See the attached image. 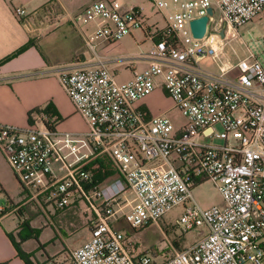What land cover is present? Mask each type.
I'll return each instance as SVG.
<instances>
[{
  "label": "built area",
  "instance_id": "built-area-1",
  "mask_svg": "<svg viewBox=\"0 0 264 264\" xmlns=\"http://www.w3.org/2000/svg\"><path fill=\"white\" fill-rule=\"evenodd\" d=\"M153 4L163 28L151 26L140 9L121 10L107 0L51 22H93L96 35L108 43L136 29L156 39L148 66L127 80H117L100 60L96 67L60 75L86 120V132L60 131L55 117L42 110L25 126L0 124V152L28 201L46 200L58 209L84 202L95 214L89 237L71 250L69 260L44 264H264V62L252 52L235 63L222 62L219 43L264 14V0ZM209 7L214 13L207 31L194 37L190 20ZM13 11L18 19L26 16L22 6ZM156 88L182 115L179 127L167 113L149 115L136 104ZM214 138L222 142L213 143ZM99 153L109 155L117 172L111 181L96 184L85 166ZM205 178L215 182L220 205L204 208L195 201L191 188ZM126 192L133 194V204L118 214L122 207L114 209L112 202ZM177 206L175 224L199 236L159 262L134 253L129 237L113 225L119 218L133 229L157 223ZM8 210L0 200V217Z\"/></svg>",
  "mask_w": 264,
  "mask_h": 264
},
{
  "label": "crops",
  "instance_id": "crops-1",
  "mask_svg": "<svg viewBox=\"0 0 264 264\" xmlns=\"http://www.w3.org/2000/svg\"><path fill=\"white\" fill-rule=\"evenodd\" d=\"M93 1L0 0V124L25 126L32 110L51 105L59 117L58 130L86 132V120L76 112L60 75L96 67L100 60L123 81L131 78L134 71L148 66V53L156 39L145 30H142L143 36L151 43L147 46L140 41L142 36L137 29L117 42L108 43L96 35L93 22L74 26L65 21L50 26L57 16L75 15ZM107 1L121 10L140 9L151 26L164 27L156 21L153 0ZM17 6L25 8V17L18 19L15 16L13 10ZM27 43L29 45L23 51L5 59ZM136 104L149 115L170 113L174 109L170 98L160 88ZM3 161L6 160L0 152V162ZM60 166L59 162L54 165L59 174ZM115 175L103 183L111 181ZM17 184L21 188V197L9 196L4 201L9 210L0 217V264H26L18 253L16 242L32 264H44L52 259L69 260L71 250L89 237V219L95 216L94 211L84 202L58 209L46 200L41 204L28 201L18 179ZM0 186L4 192L1 176ZM26 219L31 228L38 230V235L20 239V234L30 233L21 229V223Z\"/></svg>",
  "mask_w": 264,
  "mask_h": 264
},
{
  "label": "rangeland",
  "instance_id": "rangeland-1",
  "mask_svg": "<svg viewBox=\"0 0 264 264\" xmlns=\"http://www.w3.org/2000/svg\"><path fill=\"white\" fill-rule=\"evenodd\" d=\"M152 11L157 16L156 21L159 26H164L165 22L162 16L157 12L154 5ZM137 30L142 36V40H140L142 44L145 43V46L151 44L148 43L150 42L147 40L148 38L143 36L142 30ZM263 34L264 14H261L254 20L241 26L236 35L221 38V40H219V43L222 46V49L220 50V60L222 62L235 63L239 58L245 57L247 54L252 52L255 56H257V58L264 62V41L261 39ZM212 68H217V66ZM171 104H173L172 100ZM167 114L175 126L181 124L183 118L177 109L174 108ZM216 130L220 131L221 126H216ZM221 142L222 139H213V143ZM0 176L5 186L4 192L0 193V200L4 202L9 196L14 198L21 197V188L18 186L17 179L6 161L0 162ZM6 191H8V194H6ZM191 193L195 201L204 208L211 207L213 205H220L222 202L217 186L211 179L205 178L200 183H197L191 188ZM132 197L133 194L130 192L120 194L112 202L114 209L122 207L119 213L128 211L133 204ZM28 208H30V206H28ZM180 213L181 207L177 206L168 211L162 219L158 220L157 223L153 222L136 229L129 227L124 221L116 223L114 226L122 230L124 234L129 237L131 242L134 244V253H138L140 251L148 253L154 256L156 261L159 262L171 256L176 251L183 250L188 245L193 243L199 236L197 230L184 231L181 227L175 224V220L179 217ZM200 229L203 228L200 227Z\"/></svg>",
  "mask_w": 264,
  "mask_h": 264
},
{
  "label": "trees",
  "instance_id": "trees-1",
  "mask_svg": "<svg viewBox=\"0 0 264 264\" xmlns=\"http://www.w3.org/2000/svg\"><path fill=\"white\" fill-rule=\"evenodd\" d=\"M159 35H160L159 37H161V36L165 37L166 36L165 33H160ZM28 45H29V43L25 44L24 46H22L21 48L16 50L14 53L7 56L5 59H9V58L17 55L19 52L23 51ZM41 110L45 111V112H49V114L51 116H54L56 119L55 125H57V123L59 121V117L55 114L51 105H47L45 107L32 110L28 116L29 122H32L33 117ZM85 169L91 172V177L96 184L103 183L104 180L115 175L117 172L115 164L113 163V161L111 160L109 155H107L106 153H99L95 157H93L86 164ZM16 179H17V177H16ZM201 181H203V179L200 180L198 183H200ZM18 215H20V214L18 213ZM122 221L123 220L121 218H119L117 221H115V224L122 222ZM21 229H24L25 231L30 232V233L29 234H23V235L20 234V239H25L27 237H30L31 235L34 237H36L38 235V230L31 228L29 225V221L27 219L22 221ZM15 245H16V248L18 250L19 255L24 259L26 264H32L31 261L28 259L27 255H25L24 252L21 250L19 243L16 242Z\"/></svg>",
  "mask_w": 264,
  "mask_h": 264
},
{
  "label": "water",
  "instance_id": "water-1",
  "mask_svg": "<svg viewBox=\"0 0 264 264\" xmlns=\"http://www.w3.org/2000/svg\"><path fill=\"white\" fill-rule=\"evenodd\" d=\"M213 13V7H209L207 9V14L190 20V29L194 37L200 38L206 33L210 23V17L213 15ZM223 33V30H221L220 34L223 35Z\"/></svg>",
  "mask_w": 264,
  "mask_h": 264
}]
</instances>
